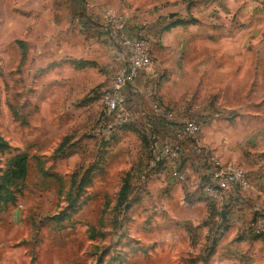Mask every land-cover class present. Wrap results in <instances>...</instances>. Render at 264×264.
Here are the masks:
<instances>
[{"label":"rangeland","instance_id":"rangeland-1","mask_svg":"<svg viewBox=\"0 0 264 264\" xmlns=\"http://www.w3.org/2000/svg\"><path fill=\"white\" fill-rule=\"evenodd\" d=\"M156 2L153 11L166 30L175 19L184 24L169 44L154 45L151 97L178 119L201 123L192 142L203 153L234 162L252 177L236 203L241 223L231 237L223 239L221 228L206 237L209 255L195 254L200 264L244 235L264 241V185L254 183V117L264 102L257 87L264 67V0H182L171 8V19L164 1ZM54 9L50 0H0V141L7 145L0 150V197L6 199L0 213L23 216L24 230L15 235L23 237L19 245L31 255L30 264H190L201 239L176 218L175 205L163 207L174 196L167 191V167L152 161L156 133L148 136L136 120L107 137L96 133L104 115L101 96L115 75L103 60L108 46L98 43L106 37L84 45L88 37ZM85 52L91 62L79 74L77 59ZM16 155L26 157L21 179L8 174ZM198 179L185 196H197ZM256 222L262 231L254 235ZM248 264H264V253Z\"/></svg>","mask_w":264,"mask_h":264},{"label":"crops","instance_id":"crops-1","mask_svg":"<svg viewBox=\"0 0 264 264\" xmlns=\"http://www.w3.org/2000/svg\"><path fill=\"white\" fill-rule=\"evenodd\" d=\"M37 1V0H32ZM51 6L55 8V11L61 12L67 15V20L72 29L79 28L83 36H87V40L84 45L90 46L97 40V37H106V29L104 24L105 14H114L121 16L126 19L127 25L132 28H142L143 26L145 33L148 36L150 43L151 52L155 51L154 45L160 41L163 44H169L171 38L175 36L176 32L182 26L170 27L166 30L161 19L157 20V17L153 11V3L157 4V0H141L142 3H136V0H50ZM159 1V0H158ZM164 6L167 7L165 11L169 16L173 15L175 17V12L173 6H182V0H163ZM171 17V18H173ZM170 18V17H169ZM170 18V19H171ZM183 18H179L176 21H182ZM146 20V21H145ZM173 20V23L176 22ZM96 27L97 33L92 34ZM104 33V34H103ZM101 34V35H100ZM99 44L107 45V51L103 53L104 61L108 62L109 68L113 69L115 75L120 72L122 68V60L120 51L112 47L109 41H103L100 39ZM104 45V46H105ZM106 47V46H105ZM72 58L73 55L71 54ZM77 71L79 74L84 72L85 67L91 62V57L88 52L79 54ZM152 57V55H151ZM97 59V58H96ZM82 63V64H81ZM84 65V66H82ZM262 67V66H261ZM156 67H152L150 70L141 73L133 84L125 85L121 87L118 91V112L121 114L126 122L136 120V123L140 124L142 130L151 134L152 130L155 134L153 139H161L168 142H176L174 138L173 130L169 129L167 125H162V123L152 119L150 117V104L152 101L151 93V82L150 80L155 76ZM114 75V76H115ZM257 87L258 93H263L264 90V67L261 69L257 77ZM71 81V80H70ZM72 85V84H71ZM112 87L107 89L111 91ZM73 88L70 87L69 92L72 93ZM71 90V91H70ZM106 92V91H105ZM75 95V92L73 91ZM154 94V92H153ZM161 96L158 95V97ZM163 101V104H166ZM252 119V118H250ZM179 120H184L179 116ZM256 122V142L257 150L259 151L258 164L255 169V181L254 183H259V186L264 185V102L260 101L256 105V114L254 117ZM104 129L98 124L96 133L98 135L107 137L104 133ZM112 135V134H111ZM182 145V153L176 160L177 167L185 173L186 180L184 183L179 185V183L174 180L170 181V187L167 189L171 196L174 197L167 198L164 201V208H168L170 205H175L178 213L177 219L181 220L184 225H189L193 228L191 234L193 236L199 237V242L197 243V248L190 251L194 257L188 259L190 264H196L195 256L209 255L206 248L208 246L206 239H211L215 236L219 229V233L224 235V238L233 236L235 228L238 223H241V218L238 216L239 212L237 210L236 203L241 201V195H228L226 199L220 206L226 207L225 209H214L211 208L206 202L199 200L198 196H185L187 192L189 193V186L195 177L200 176L201 166L204 162L203 151L198 149V143H191L188 141H178ZM225 163V162H224ZM234 163V162H233ZM249 175V174H248ZM251 184L252 177L249 175ZM199 181V179H198ZM187 186H186V185ZM186 186V187H185ZM183 187V188H182ZM197 194V193H196ZM182 195H184L182 197ZM217 211L218 215H214ZM9 211H3L0 213V264H30L31 255H29L23 245L20 244V240L23 237H17L15 233L17 231L24 230L25 222L22 215L15 214L14 212L8 213ZM23 232V231H22ZM187 231L183 229L181 234H183L184 239L188 240L189 235ZM244 234V233H243ZM167 235L170 237L169 233H164L163 237ZM207 237V238H206ZM166 238V239H167ZM205 238V239H204ZM242 238V237H241ZM26 239V238H25ZM204 239V240H203ZM206 242V243H205ZM166 246L170 249H178L177 243L172 241H166ZM264 241L261 239H250L249 236H243L242 240L238 243L233 242V240L226 243L225 246L221 247L222 250H215L210 254V260L204 262H198L200 264H243V261L250 263L254 254L264 253ZM184 250V247H183ZM196 254V255H195ZM186 258L188 254L186 253ZM230 257H229V256ZM242 256V258H240ZM199 261V260H198ZM64 264H66L64 262Z\"/></svg>","mask_w":264,"mask_h":264},{"label":"built area","instance_id":"built-area-1","mask_svg":"<svg viewBox=\"0 0 264 264\" xmlns=\"http://www.w3.org/2000/svg\"><path fill=\"white\" fill-rule=\"evenodd\" d=\"M104 24L106 40L120 51L122 60V68L114 76L112 90L104 92L101 96L104 115L99 125L106 135H111L126 122L118 112V91L125 85L133 84L141 73L150 70L152 57L149 39L144 30H130L125 18L110 13L104 15ZM150 117L172 129L177 140L168 142L155 138L151 154L153 164H164L171 179L182 184L186 176L175 163L183 149L178 141H196L201 123L197 120H179L173 112L166 110L153 99L150 104ZM199 181L198 199L212 205H221L228 195H241L252 186L249 175L240 166L230 162L224 163L210 153L204 155ZM256 224L254 235L262 231L260 223Z\"/></svg>","mask_w":264,"mask_h":264},{"label":"trees","instance_id":"trees-1","mask_svg":"<svg viewBox=\"0 0 264 264\" xmlns=\"http://www.w3.org/2000/svg\"><path fill=\"white\" fill-rule=\"evenodd\" d=\"M181 24H184L183 21L171 23L168 28L174 27L177 25H181ZM0 142H1L0 143V150L2 151V149L4 150L7 147V145L3 141H0ZM9 164L11 165V169L8 172V174L10 175L11 178L13 177V178L21 179V178L25 177V174H26V157L25 156L16 155L10 159ZM4 200H6L5 197H0V205L5 203ZM208 205L211 208H214L213 205H211V204H208ZM254 238L259 239V238H261V236L260 237L254 236Z\"/></svg>","mask_w":264,"mask_h":264},{"label":"water","instance_id":"water-1","mask_svg":"<svg viewBox=\"0 0 264 264\" xmlns=\"http://www.w3.org/2000/svg\"><path fill=\"white\" fill-rule=\"evenodd\" d=\"M169 17L171 18V17H173V15H170Z\"/></svg>","mask_w":264,"mask_h":264}]
</instances>
